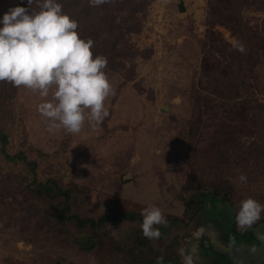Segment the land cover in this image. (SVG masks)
Masks as SVG:
<instances>
[{"label": "rangeland", "instance_id": "374dc122", "mask_svg": "<svg viewBox=\"0 0 264 264\" xmlns=\"http://www.w3.org/2000/svg\"><path fill=\"white\" fill-rule=\"evenodd\" d=\"M114 2L118 9L109 12L88 0L62 6L79 31L104 27V14L115 23L92 39L93 56L107 57L104 71L115 88L96 130L86 121L76 135L49 133L38 93L21 86L0 97V137L8 138L9 153L37 156L36 180L74 188L72 211L81 218L110 213L112 220L59 224L49 210L55 208L18 182L23 174L32 178L29 168L7 167L0 154V264H155V256L167 264V255L147 248L135 257L139 245L153 241L140 227L148 204L167 219L156 244L170 242L179 264L176 235L190 225L184 211L191 194L213 193L194 224L201 246L212 238L229 242L227 217L215 213L212 197L225 196L235 212L249 197L264 205V0H142L134 20ZM15 6L28 5L0 0V19ZM130 212L141 219H118ZM221 251L215 245L199 252L206 264L212 256L233 264Z\"/></svg>", "mask_w": 264, "mask_h": 264}, {"label": "clouds", "instance_id": "9594fccd", "mask_svg": "<svg viewBox=\"0 0 264 264\" xmlns=\"http://www.w3.org/2000/svg\"><path fill=\"white\" fill-rule=\"evenodd\" d=\"M111 2L88 0L93 7ZM27 5L10 7L0 19V82L39 94L44 102L37 111L45 118L49 133L64 130L76 135L86 121L96 130L109 116L106 99L115 95L104 71L107 57L93 56L94 42L80 37L77 21L63 12L57 0H27ZM234 47L241 53L245 51L243 44ZM238 180L244 183L247 176L241 173ZM262 212L264 205L251 197L243 199L235 214L238 230L250 228ZM140 215L143 236L158 240V226H167L161 209L148 204ZM162 262L163 256L157 257V264ZM182 264L194 261L184 255Z\"/></svg>", "mask_w": 264, "mask_h": 264}, {"label": "trees", "instance_id": "16d2710c", "mask_svg": "<svg viewBox=\"0 0 264 264\" xmlns=\"http://www.w3.org/2000/svg\"><path fill=\"white\" fill-rule=\"evenodd\" d=\"M27 1V0H25ZM58 3H60L62 6L72 3L73 0H57ZM142 0H121L120 2V9L121 8H126L128 9V14L129 17L131 18V13L133 10H138L141 9L142 7ZM108 6L114 9H118V5L112 0L111 3L105 4L104 9H106L109 12ZM23 7V6H22ZM64 13H67L65 9H63ZM104 14V13H103ZM105 18L101 22V25L104 27L99 28V30H90L89 26L84 25L81 30L78 31L80 32V37L84 40L88 39H95L96 37L99 36V32L105 34L104 32L111 31L113 29V25L115 24L113 21V18L108 17L106 14H104ZM72 17V16H70ZM134 20L133 18H131ZM78 26L79 22L77 21ZM114 51V50H113ZM14 88V86L10 83L7 82H0V97H6L8 94L11 93V90ZM0 143L2 144V147L0 148V154L4 160L8 161L5 166H10L13 164H20L23 166H26L29 168L28 171L32 173V178L28 179L24 177V174L22 177L19 178V183L24 186L25 188L29 189V191L33 194L35 198L42 197L48 201V203L54 207L49 208V210H53L55 212L57 221L61 225H69L68 223H73L77 228H84L87 226V224H90L91 226H96L97 222L100 224H103L107 222L108 220H112L110 213H103L101 214L97 220L90 219V218H81L77 214H75L72 211V204H73V196L72 194L74 192V188L70 187H62L59 184H57L54 181H51V179H45V181H38L36 180V172L37 169H39L40 166V161L38 160L37 156L31 155L30 152H26L25 150H20L18 152H13L9 153L8 151V138L6 135H1L0 137ZM37 155H42V153L39 150H35ZM36 169V170H35ZM75 188H77L76 185H74ZM76 191V190H75ZM209 194L213 193H197V194H191L185 204L186 208L184 211V214H188V221L185 223L186 225L190 224L189 227H193L194 223L197 221L200 212H201V207L204 203V198H208ZM220 199L223 201H226L231 208V202L225 197L220 195ZM57 199V202L54 203L53 200ZM137 217L135 213H122L119 215L118 219H132ZM188 228V227H187ZM193 235V233H192Z\"/></svg>", "mask_w": 264, "mask_h": 264}, {"label": "flooded vegetation", "instance_id": "af4514ba", "mask_svg": "<svg viewBox=\"0 0 264 264\" xmlns=\"http://www.w3.org/2000/svg\"><path fill=\"white\" fill-rule=\"evenodd\" d=\"M206 200H207V197L204 198V203H203V205L201 207V211L205 207ZM215 201H217V200H215ZM217 202H220L224 206H227L228 211H229V215H228V211H224L222 213V216H226L227 217V219L225 221V224H226V228H227L226 238L228 239V241H231V240L236 241V240H239V239H243L245 241H248V243L252 244L253 246L258 245L260 243V241L256 237H254L253 232L250 229L257 222H259L261 220L264 221V217L260 218L256 223H254L250 228L246 229L245 231H239L237 226H236V221H235V214H236L235 209L231 208L226 201L220 200V201H217ZM200 214H201V212H200ZM137 218H139V217H137ZM132 219H134V218H132ZM139 219H141V216H140ZM201 224H202V222H201ZM187 227L183 228L181 231L177 232V235L175 234L176 235V242L175 243H179L180 239H178V238L181 237L180 244L177 245V247L179 249V252H181V255H179V261H180L179 264H182L184 255H190L192 257L193 261H194V264H206V260L203 261L201 259V255L202 254H200L199 251L200 250H206L207 251V249H209V247H212L211 241H205L202 244V246L199 245L198 242H197L198 238L197 237L195 238V235H196L195 231L198 230V229H196L197 227H195V229H194V226L190 227V228H193V229H189V227L188 228ZM185 230H186V233H185ZM168 232L169 231H167V233ZM192 233H193V235H192ZM161 235H164V234H161ZM175 235H174V237H175ZM161 240H162V238H161ZM157 242L159 243V239L158 240H153L152 241L153 244L151 243V244L144 245V246L143 245H139L136 248V250H137V254H135L136 255L135 256L136 259L137 260H141L138 255H140L142 257V254H141L142 253V249H146L147 248L150 252L153 253V255H155L156 253H157L158 256H160L161 253H162V255L163 254L167 255L166 258L169 259L170 262H171V263L167 262V264H175V262H176L175 256H173V254H171L172 251L169 249L170 248V242L167 241L168 242L167 244H164L163 246H160V247L158 246V244H156ZM186 244H189L188 247L186 246ZM174 247H175V245H174ZM190 247H193V248L195 247L196 248L195 250H196V254L197 255H193L194 251H192V254H191V252H190V254H188ZM172 248H173V246H172ZM157 249H159V250H157ZM242 253L245 254V251L243 250ZM154 258H156V260H153L151 258V261H152V263L157 264V257L155 256ZM209 264H225V263H224L223 260L212 256V260H211V262ZM226 264H228V263L226 262ZM255 264H264V252H263L262 255H260L258 257V259H256Z\"/></svg>", "mask_w": 264, "mask_h": 264}, {"label": "water", "instance_id": "95a60500", "mask_svg": "<svg viewBox=\"0 0 264 264\" xmlns=\"http://www.w3.org/2000/svg\"><path fill=\"white\" fill-rule=\"evenodd\" d=\"M179 9L182 10V6H180ZM210 203L214 204V206L216 207L215 213L217 209L218 211L223 212L228 211L227 206H224L220 202L215 201L213 197ZM250 230H252L254 237H256L260 241V243L256 246H253L252 244L248 243V241H245L243 239H239L236 241L231 240L229 242H226L225 238H212V246L219 245L221 247V252L223 253V255L228 258V262L230 260L231 262H233V264H242V261H245V264H247L249 261H251L252 264H255L256 259H258V257L264 252V221L261 220L257 222L251 227ZM89 244L87 243L86 246L88 247ZM243 250L245 251V254L242 253ZM236 261L239 263H236Z\"/></svg>", "mask_w": 264, "mask_h": 264}]
</instances>
